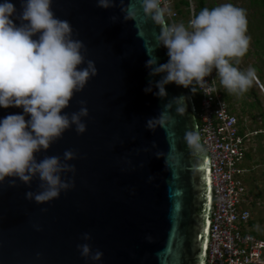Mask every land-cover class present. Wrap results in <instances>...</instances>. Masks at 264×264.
Segmentation results:
<instances>
[{
    "label": "water",
    "instance_id": "obj_1",
    "mask_svg": "<svg viewBox=\"0 0 264 264\" xmlns=\"http://www.w3.org/2000/svg\"><path fill=\"white\" fill-rule=\"evenodd\" d=\"M11 2L20 9V0ZM129 6L139 11L125 20L121 7ZM52 9L71 23L98 69L65 109L77 112L85 101L87 130L78 134L73 125L37 154L38 160H63L66 150L76 153L69 161L76 172L66 174L75 186L59 198L44 204L27 199L28 191L40 190L38 177L31 185L18 178L0 184V264H90L77 247L84 243L103 253L95 264H206L211 154L202 143L193 93L175 83L166 86L164 99L144 91L160 79L149 76L147 61L169 59L157 44L167 21L162 26L146 17L141 0H116L109 9L97 0H53ZM181 95L187 98L183 112L173 107L164 123L146 127ZM17 113L23 109L0 107V118ZM189 132L198 135L199 147L188 141Z\"/></svg>",
    "mask_w": 264,
    "mask_h": 264
},
{
    "label": "clouds",
    "instance_id": "obj_2",
    "mask_svg": "<svg viewBox=\"0 0 264 264\" xmlns=\"http://www.w3.org/2000/svg\"><path fill=\"white\" fill-rule=\"evenodd\" d=\"M20 4L18 10L11 0H0V107L23 109L22 114L0 118V184L6 178H18L31 185L38 177L40 190L28 191L26 198L44 204L75 186L66 174L76 172L75 165L69 163L76 159V153L66 150L63 160L59 156L38 160L37 154L47 151L73 125L78 134L86 132L82 119L89 116L86 102H80L77 112L69 114L65 109L98 69L93 60L86 59L87 47L74 38L71 23L55 15L53 0H20ZM97 6L113 8L116 0H97ZM141 8L154 23L166 24V9L160 0H141ZM138 11L135 6L121 7L125 20L134 18ZM13 17L20 23H15ZM157 44L167 49L169 59L160 63L154 56L147 61L149 76L160 79L149 81L146 94L167 98L166 86L172 83L195 92L196 85L205 87L206 77L214 69L230 93L246 92L256 78L255 68L242 71L232 63L234 58L243 57L250 45L246 12L233 3L205 7L187 25L162 27ZM186 99L183 95L173 97L159 116L147 120L146 127L164 123L173 107L177 113L183 112ZM187 135L188 141L199 147L198 135ZM11 184L15 186V179ZM82 238L88 241L91 236L85 233ZM77 247L90 264L103 256L99 250L93 253L87 243Z\"/></svg>",
    "mask_w": 264,
    "mask_h": 264
},
{
    "label": "built area",
    "instance_id": "obj_3",
    "mask_svg": "<svg viewBox=\"0 0 264 264\" xmlns=\"http://www.w3.org/2000/svg\"><path fill=\"white\" fill-rule=\"evenodd\" d=\"M174 2L160 0L171 25L180 18ZM188 9L192 19L196 9L191 3ZM206 80L205 87L196 85L199 131L211 154L213 201L206 264H264V236L254 234L249 225L252 211L242 179L247 135L241 133L238 116L230 108L215 69Z\"/></svg>",
    "mask_w": 264,
    "mask_h": 264
},
{
    "label": "rangeland",
    "instance_id": "obj_4",
    "mask_svg": "<svg viewBox=\"0 0 264 264\" xmlns=\"http://www.w3.org/2000/svg\"><path fill=\"white\" fill-rule=\"evenodd\" d=\"M187 1L190 2L195 7L196 14L199 13V11H201L203 8L205 7L208 8L209 4H213V7H215L218 4L225 2L233 3L237 7L243 8L245 10L247 17V35L250 37V45L247 53L243 57L234 58L232 60V63L242 71L247 70L249 67L255 68L256 70L255 76L260 78L258 72L259 68H262L264 74V61H263L264 60V8L258 4L255 3L253 4L251 0H187ZM188 10L186 7H184V14L180 16L179 23H184L185 25H187L188 22L191 20V15L190 12H188ZM220 85L221 87L224 88V86L221 83V80H220ZM251 86L252 87L256 86L254 91H252ZM251 86L248 88V90L245 93L242 94L232 93L235 102H237L236 97L237 98L241 97V101L244 99L246 101L247 98H251L252 101H256L255 105H253V108L255 107L257 108L256 109L257 114H259V109L261 110V113H263L264 108H262L261 105L262 104L264 105V90H262V88L259 86L256 78L253 79ZM258 102L261 105H259ZM199 104H200V99L197 107H199ZM244 106L247 107L245 104ZM245 107H243L244 110ZM244 110L241 111V114L239 115L240 123H243L244 129L246 131H248V128H252V127H253L252 130L258 129V123L260 122V119L257 120L258 123L255 122L254 124L251 118L248 119V116L251 117L250 112H246L245 115ZM254 137L255 135L253 134L249 135V138L251 140L249 144L253 142L252 138ZM260 138H263L260 142L254 141L255 143L252 144L253 153H255L254 154L255 161L249 159L245 161L244 165L245 167L247 166L249 171H247L242 175V179L248 190L247 194L249 201L251 202L253 199H255L256 201L255 205L253 204L251 205V203L249 204L252 211V218L253 220H255L257 224L255 229L253 230L254 234L255 233L261 234L264 231V135H261ZM261 147H263V149H261ZM254 176H256L257 178H255ZM252 181L253 182L255 181V183L253 184ZM258 191L263 195L259 199L256 198L255 195V193L257 194Z\"/></svg>",
    "mask_w": 264,
    "mask_h": 264
},
{
    "label": "trees",
    "instance_id": "obj_5",
    "mask_svg": "<svg viewBox=\"0 0 264 264\" xmlns=\"http://www.w3.org/2000/svg\"><path fill=\"white\" fill-rule=\"evenodd\" d=\"M252 1V3L254 4H258V5H260L261 7H263L264 8V0H251ZM189 5H190V2H188L187 0H175V2H174V8L177 10V12L179 13V15L181 16V15H183L184 14V7H186L187 8V10H188V7H189ZM213 7V4H209V7L208 8H212ZM188 12H190L189 10H188ZM262 13H263V10H262ZM170 21V22H169ZM175 21H178V18H175ZM167 24H168V26H170V24H171V20H169V19H167ZM264 61V60H263ZM258 67V66H257ZM259 68V67H258ZM259 75H260V78H261V80L264 82V74H263V70H262V68H259ZM196 87V86H195ZM252 87V86H251ZM255 87L256 86H253L252 87V91H254V89H255ZM258 89V88H257ZM192 91V90H191ZM193 93V96H194V99H195V103H196V106L198 105V103H199V99H200V95H199V92H198V89L196 88V91L195 92H192ZM245 93V92H244ZM232 96H233V94L232 93H229V94H227L226 93V98L228 99V100H230L231 98H232ZM248 100H251V98H247V100L245 101V99L243 100V102H244V104L247 106V107H245V106H243V107H245V110H247V108H248V112H250V114H251V117H252V119H253V123L255 124V122L256 123H258L257 122V120L258 119H260V122L261 123H258V129H256V130H262V131H259L257 134L258 135H255V137H254V140L255 141H259L258 139H260V140H262L263 138H260L261 137V135H264V112L263 113H261V110L259 109V114H257V108L255 107V108H253V105H255V102L256 101H251V102H249ZM258 104L259 105H261L259 102H258ZM262 106V108H264V105L262 104L261 105ZM198 109H199V107H197ZM244 110V111H245ZM255 110H256V112H255ZM246 112V111H245ZM257 116H258V118H257ZM239 123H240V121H239ZM241 124V123H240ZM260 126V127H259ZM257 127V126H256ZM244 127H243V129H241V133L242 134H244ZM261 132V133H260ZM249 142H250V140H248L247 139V137H246V139H245V145L247 146V151H246V153H245V156H246V158H248L249 160H252L253 158H254V153H253V148H252V143L251 144H249ZM261 145V144H260ZM250 146V150L248 151V147ZM261 149H263V147H261ZM255 164H256V162H255ZM255 178H257L256 176H254ZM252 183L254 184L255 183V181L253 182L252 181ZM257 189V188H256ZM253 192V191H252ZM254 193V192H253ZM255 195H256V198H261L263 195H262V193H260L259 191L257 192V194L255 193ZM251 205L253 204V205H255L256 204V201H255V199H253L251 202ZM249 225L253 228L252 229V232H253V230L255 229V227H256V222H255V220H253V218L249 221ZM263 229V228H262ZM256 235H260V236H264V231L261 233V234H257V233H255Z\"/></svg>",
    "mask_w": 264,
    "mask_h": 264
},
{
    "label": "crops",
    "instance_id": "obj_6",
    "mask_svg": "<svg viewBox=\"0 0 264 264\" xmlns=\"http://www.w3.org/2000/svg\"><path fill=\"white\" fill-rule=\"evenodd\" d=\"M256 77V76H255ZM259 77H260V75H259ZM256 79H257V82H258V84H259V86L262 88V90H264V82L261 80V78H258V77H256ZM224 90H225V96H226V93L227 94H229L230 92L227 90V89H225L224 88ZM240 99V100H239ZM228 100V99H227ZM236 101L237 102H235V99H234V96H232V98L230 99V100H228V102H229V104H230V108H231V110H232V112L234 113V114H236L237 116H238V119H239V115L241 114V111H243L244 110V108H243V106H244V102H243V100L241 101V97L240 98H237L236 97ZM249 102H251L252 101V99L251 100H248ZM246 112H248V108H247V110H245ZM244 111V112H245ZM246 112H245V115H246ZM249 118H251L252 119V117H249L248 116V119ZM253 120V119H252ZM239 121H240V119H239ZM259 123H261V122H259ZM251 126V125H250ZM239 127H240V129H243V123H239ZM253 128V127H252ZM252 128H248V131H246V130H244V134L243 135H247V139L248 140H250V138H249V135L250 134H253V135H258L257 133L259 132V131H262V130H256V129H253L252 130ZM261 133V132H260ZM253 139V142H252V144L253 143H255L254 141V138H252ZM259 141L258 142H260L261 140L260 139H258ZM251 141V140H250ZM251 144V145H252ZM249 149H248V151L250 150V146L248 147ZM255 154V153H254ZM246 160H248V158H246V156H245V159H244V161H243V163L241 164V167L244 169V172H243V174L244 173H246L247 171H249V169L247 168V166L245 167V161ZM255 161V158H253L252 159V161ZM242 174V175H243Z\"/></svg>",
    "mask_w": 264,
    "mask_h": 264
},
{
    "label": "snow or ice",
    "instance_id": "obj_7",
    "mask_svg": "<svg viewBox=\"0 0 264 264\" xmlns=\"http://www.w3.org/2000/svg\"><path fill=\"white\" fill-rule=\"evenodd\" d=\"M210 182V181H209Z\"/></svg>",
    "mask_w": 264,
    "mask_h": 264
}]
</instances>
